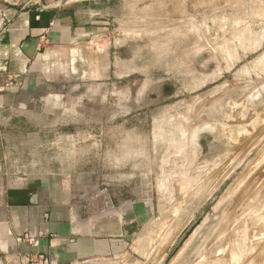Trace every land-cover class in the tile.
I'll return each mask as SVG.
<instances>
[{
    "label": "rangeland",
    "instance_id": "374dc122",
    "mask_svg": "<svg viewBox=\"0 0 264 264\" xmlns=\"http://www.w3.org/2000/svg\"><path fill=\"white\" fill-rule=\"evenodd\" d=\"M70 1L1 108V186L111 223L117 264H264V0Z\"/></svg>",
    "mask_w": 264,
    "mask_h": 264
},
{
    "label": "crops",
    "instance_id": "0c3cea01",
    "mask_svg": "<svg viewBox=\"0 0 264 264\" xmlns=\"http://www.w3.org/2000/svg\"><path fill=\"white\" fill-rule=\"evenodd\" d=\"M73 3L0 0V111L29 96L26 89L39 80L33 72L49 46L75 35L67 11ZM36 189L0 184V264H117L111 223L93 224L87 235L77 236L69 209L60 207L53 192ZM119 257L127 260L125 253Z\"/></svg>",
    "mask_w": 264,
    "mask_h": 264
},
{
    "label": "built area",
    "instance_id": "2783aa9c",
    "mask_svg": "<svg viewBox=\"0 0 264 264\" xmlns=\"http://www.w3.org/2000/svg\"><path fill=\"white\" fill-rule=\"evenodd\" d=\"M3 20V19H2Z\"/></svg>",
    "mask_w": 264,
    "mask_h": 264
}]
</instances>
